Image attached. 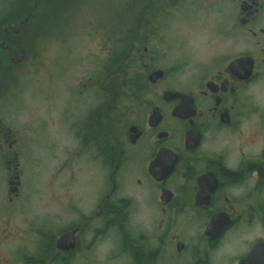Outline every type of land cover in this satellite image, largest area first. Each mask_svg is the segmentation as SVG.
Listing matches in <instances>:
<instances>
[{"label": "flooded vegetation", "instance_id": "1", "mask_svg": "<svg viewBox=\"0 0 264 264\" xmlns=\"http://www.w3.org/2000/svg\"><path fill=\"white\" fill-rule=\"evenodd\" d=\"M35 1L15 8H31L26 17ZM41 5L55 1L38 0L1 53L27 56ZM124 5L123 18L77 36L104 43L86 57L80 46L59 87L50 78L41 128L12 129L0 108L3 198L21 195L26 164L55 158L70 188L25 254L14 230L0 234V264H14V249L16 264H264V0ZM22 63L9 66L14 104Z\"/></svg>", "mask_w": 264, "mask_h": 264}, {"label": "rangeland", "instance_id": "2", "mask_svg": "<svg viewBox=\"0 0 264 264\" xmlns=\"http://www.w3.org/2000/svg\"><path fill=\"white\" fill-rule=\"evenodd\" d=\"M19 2L0 0V18L12 14ZM124 4L125 0H59L50 9L40 6L27 35L23 37V44L27 45L23 67L15 70L17 104H14V70L10 67L7 69V81L0 95L1 116L6 125L25 133L33 130L31 124L41 128L46 116L43 91L51 86L50 78L59 87V80L64 76L62 69L69 68L70 62L77 60L80 46H84L81 54L86 57L91 51H101L100 45L104 43L97 37L92 40L83 37L80 40L77 36L91 28V22H97L99 18L108 21L116 18V14L120 18L124 14L126 16ZM50 64V68H45ZM74 77L73 73L71 82H74ZM23 173L21 195L11 205L7 198H3L7 189L5 172L0 167V234L5 230H14V247L25 243L19 252L14 249V264L18 259L17 252L20 255L28 252L26 243L32 235L30 230L40 228L45 221L50 225L58 223L59 213L63 216L58 206L60 198L66 196L70 189L67 178L66 181L62 180L57 158L47 167L43 161L39 166L26 164ZM76 185L72 184V193L76 192ZM85 188V185L80 187ZM73 218L68 212L67 221ZM49 220L51 223H48Z\"/></svg>", "mask_w": 264, "mask_h": 264}, {"label": "water", "instance_id": "3", "mask_svg": "<svg viewBox=\"0 0 264 264\" xmlns=\"http://www.w3.org/2000/svg\"><path fill=\"white\" fill-rule=\"evenodd\" d=\"M37 3L38 0L35 1L32 10L30 13L24 17L21 21L17 23H10L3 27V34L0 36V48L9 50L11 48V45L7 41L8 35H14V34H20L26 29L29 20L31 18L32 13L37 9ZM26 56V51L23 48H18L15 53L13 52L12 55L8 58V62L10 64H19L22 63ZM3 77H4V68L3 64L0 61V91L3 86ZM74 234L73 231L68 232L66 235H64L63 238L59 240V243H62L65 240L66 236H71Z\"/></svg>", "mask_w": 264, "mask_h": 264}, {"label": "trees", "instance_id": "4", "mask_svg": "<svg viewBox=\"0 0 264 264\" xmlns=\"http://www.w3.org/2000/svg\"><path fill=\"white\" fill-rule=\"evenodd\" d=\"M20 1H25V0H20ZM29 1H31L32 2V0H29ZM55 1V3L56 2H59V0H54ZM29 9H31V8H29ZM29 9H25V10H23L22 11V9H20V8H15V6H14V8H13V12H12V14H10V15H7V16H9V17H7V16H2L1 18H0V32H3V27L4 26H6L7 24H10V23H14V17H15V15H17V13H19L17 16H16V18L17 17H20V18H22V17H24L25 15L24 14H26V12L29 10ZM21 11H22V13H21ZM11 16V17H10ZM35 16V15H34ZM33 16V17H34ZM12 38H13V36H11ZM13 48H14V44H13ZM3 53H1L0 52V61L2 62V64H3V66H4V77H3V83H4V85L6 84V81H7V76H8V74H7V69H9V68H5V67H9V66H11V64L8 62V56L4 53V51H2ZM3 85V86H4Z\"/></svg>", "mask_w": 264, "mask_h": 264}]
</instances>
